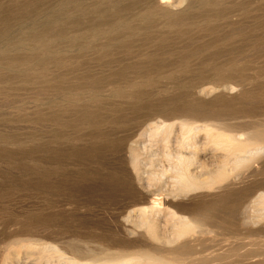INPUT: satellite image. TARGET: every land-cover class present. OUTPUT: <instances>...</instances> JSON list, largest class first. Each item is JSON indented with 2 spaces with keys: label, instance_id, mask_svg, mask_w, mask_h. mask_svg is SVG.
I'll list each match as a JSON object with an SVG mask.
<instances>
[{
  "label": "bare ground",
  "instance_id": "6f19581e",
  "mask_svg": "<svg viewBox=\"0 0 264 264\" xmlns=\"http://www.w3.org/2000/svg\"><path fill=\"white\" fill-rule=\"evenodd\" d=\"M259 1L186 0L184 6L185 0H124L120 6L117 0H96L84 7L61 0L65 16L32 24V38L0 46V94L9 100V88L30 87L52 96L47 109L36 108L32 121L54 126V140L73 141L89 129L104 141L111 136L102 132L106 124L119 129L121 136L100 147L118 154L125 150L126 160L125 169L111 166L107 174L110 193L119 194L112 196L122 238L113 239L103 229L77 233L79 238L62 244L64 251L50 241L53 233L34 238L38 223L9 236L4 264H16L23 252L37 255L38 264H224L238 255L233 246L221 252L225 244L257 241V236L264 241V65L255 66L257 60L247 57L264 47V0L252 7ZM72 3L76 7L68 13ZM255 11L262 15L253 16ZM235 13L244 20L234 21ZM250 17L253 25L246 26L243 21ZM1 28L3 34L11 30L7 24ZM192 73L218 83L236 79L243 88L228 98L224 92L236 87L223 84L224 92L215 95L213 85L198 89ZM164 79L171 86H163ZM106 89L109 98L103 95ZM110 99L126 105L117 108ZM14 138L5 137L17 142ZM256 164H261L259 174ZM240 177L255 180L232 190ZM255 225V230L242 229ZM51 226L42 228L52 231ZM82 240L100 243L103 252L80 248ZM257 255L241 256L254 261Z\"/></svg>",
  "mask_w": 264,
  "mask_h": 264
},
{
  "label": "rangeland",
  "instance_id": "374dc122",
  "mask_svg": "<svg viewBox=\"0 0 264 264\" xmlns=\"http://www.w3.org/2000/svg\"><path fill=\"white\" fill-rule=\"evenodd\" d=\"M71 1L81 4L84 7H91L95 4L96 0L94 1V3L93 0ZM117 1L120 6L123 5L124 0ZM260 1L258 3H252V7L257 8V6L261 3ZM60 2L61 0H0V29H2L1 26L5 24L11 27V30L8 34H3L0 31V46L5 45L9 42V40L12 39L32 38L29 35L30 32H28V29L32 27V24L43 25L47 21H49L50 18L54 19L59 17V14H61V16H65L66 10H62V8H60ZM184 3L185 4L183 5L185 6L186 0ZM183 5L182 7H184ZM75 7V4L72 3L70 7H67V9H69L67 10V12H71L75 9ZM48 11H50L51 14ZM254 13L255 14H253V16L262 15V12L260 11H255ZM44 19L47 21H45ZM232 19L236 22L240 21L239 19H241V21L244 20V18H240L238 14L236 15V13L232 16ZM248 20L253 23L252 17L247 19L245 18V21L243 22L247 24L246 26H250V24L252 26L253 24ZM257 36L260 37L261 34L259 33L257 34ZM237 41L239 42V39ZM256 52L259 53L258 51H251V53H249L247 57H252V60H254L255 58L254 61H258H256L255 66H260L263 68L264 47L261 49V54L259 53L260 55H258ZM73 54L75 55L74 58L79 56V54L77 55V53L75 54V52H71L69 55L72 56ZM90 58H93V56H91ZM94 62L96 61L91 60L90 63L92 64L90 65H92L94 70L98 72L99 67L97 65V62L96 64ZM193 74L194 73L189 75ZM194 77L197 79V76ZM197 80L198 82L200 81L198 83L200 84L198 89L211 87L213 85L214 88H216V92H214L215 95L218 94V92L223 93L225 85H235L236 90H233V92L229 93L227 92V90L224 92V94H226L228 98L237 97V95L241 91V87L243 88V86L240 85L241 82L236 79L219 81V83L218 81L211 78H203L201 80ZM165 81L166 80L164 79V81L161 82H164L165 84L167 83L168 85H165L163 83V86H171L170 82ZM261 82L263 83L264 80L262 79ZM236 84L238 85V87L236 86ZM218 87L219 90L222 88V90H220L222 92L218 91ZM29 88L30 87H24L23 89L21 88L18 90L15 88H9L8 91H5L6 93L8 92L9 94H11L9 100L8 98H5L4 92L3 94H0V136L2 137V139H0V264H4L5 262V247L7 246L6 242L8 241L7 239L9 238V236L15 233L18 234L19 232H23L25 231V229L27 230L31 226L35 227L38 223V226H41L38 227L39 229H37L40 233H38L39 235L37 234L36 236H34V238H37L39 236L38 238L42 237V239H44L43 234H46L45 232H47V234L53 233L52 235H55V240L53 239V236L49 235V238H52V240L50 241H54V244L56 243V245L59 244L58 246L60 248L62 247L61 249L64 251L65 248L62 244H64V242L68 240V238L71 239V236L77 238L78 236L80 237L85 234H97L98 232L103 233L104 230V233H107V235L111 236L113 239L122 238V234L120 233L118 226L115 225L116 223L114 221V211L116 207L115 200L119 198V194H116V196L110 193L111 186H109L108 184L107 179L109 178V176L107 174L109 173V170L112 169V167H114L115 165L118 166L117 163H119V166L121 165V167L119 168L118 166L117 168L116 166V170L125 169V150L123 151V153L118 154L117 152L115 153V151L107 149V153L105 151L103 152V149L100 147L101 143H106L111 140L114 141L115 137H117V135L121 136L122 132L119 129H116L115 131V128H112L109 124H106L103 127L102 132L107 133L111 136L106 139L104 138V141H99L97 138H95L94 133H92L91 130L88 131L89 129L83 130L80 133H76L75 136L77 137H75V140L73 141L54 140L52 138L55 130L54 126L46 124V127H48L46 128L44 125L35 124L32 121L33 118L37 116V111L41 110V108L42 110L45 108L47 109L45 103H50L54 100V98H52V96L50 95L46 96V94H43V92L41 91ZM105 92L106 95H104ZM108 93L109 90L106 89L103 95L109 98L110 95ZM210 96L213 97L214 95L211 94ZM210 96H204V99L209 100L211 99ZM199 98L203 99V95L199 96ZM13 100L15 101V105ZM110 100L111 102H113L114 100L112 104H115V107L117 108L126 105V103H124L123 101L118 100L117 102V99ZM11 102L13 103V105L11 104ZM26 116L27 118H25ZM8 117L12 121H8L5 119ZM226 121L228 122V120H220L219 122L224 123ZM229 121L235 123L237 120L229 119ZM210 122L217 124L216 121ZM35 128H37V130ZM11 136L13 138L15 137L14 139H17V142L5 139V137ZM93 151H97L96 157H93ZM89 152H91V154ZM99 155L100 157H98ZM101 156H103V158ZM114 156H121V158L119 160L118 157L115 158ZM88 157L90 158L88 159ZM84 158H87L88 161ZM94 158L95 160H93ZM115 161H117V163H115ZM111 162H113L114 165L111 164ZM259 165L261 166V164L255 165L256 169L259 168V172H257V174L260 173V167H258ZM117 180L121 181V178H117ZM246 180L251 183L255 180V178L240 177L239 179H237L238 182H235L236 184L232 186V190H239V187L242 184L247 183ZM93 189L95 190L94 193L92 192L94 191ZM208 194L210 193H207L206 195ZM112 195L116 196L117 199ZM247 205H250V203H248ZM44 221H46L45 224H52V231L51 229L47 228V230L46 228H44L45 226L43 227L45 230L42 228V225H45L43 224ZM26 223H28V225ZM262 223L264 226V222ZM262 223H260L261 227L259 226L258 229L263 228ZM99 226H101L102 228ZM257 226L255 225L250 227H242V229L244 228V230H251V227H253V230L254 227L255 229H257ZM99 228H101V230ZM61 231L64 233H62ZM67 234L68 236L65 238ZM3 237L5 238V240H3ZM123 238L127 239V237ZM134 239L136 238H131L130 240ZM243 239L244 241H242ZM247 239H249L250 242H248ZM250 239L251 238H242V240L236 239V246L233 245L234 243L225 244L224 247H222V249L220 250L221 252L226 253L233 246L237 249L238 255L229 257L224 262V264H254L257 261L260 262V260L262 262L261 264H263L264 258H262V256H264V241L260 240L262 239V237L259 236L258 238L257 236V241ZM86 242L87 241H85L84 243V240L80 241V248L86 250V247H89L90 249L87 250H93L94 253L103 252V249H100V247L103 248L100 243ZM241 242L245 245H239V243ZM98 247L100 251L98 250ZM225 247L227 248L224 249ZM71 252L72 251L70 250H66L67 255H72ZM245 253H254L260 255L255 256L256 259L254 261L253 259L247 261L242 258L243 254ZM34 256L37 258V255L35 254L26 255V253L23 252L20 254L19 261L16 264H38L36 263V258Z\"/></svg>",
  "mask_w": 264,
  "mask_h": 264
}]
</instances>
